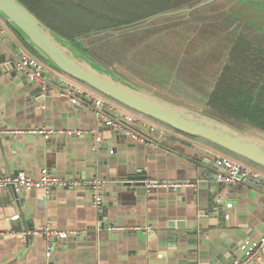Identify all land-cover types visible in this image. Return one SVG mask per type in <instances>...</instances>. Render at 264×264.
Listing matches in <instances>:
<instances>
[{"label": "crops", "instance_id": "crops-1", "mask_svg": "<svg viewBox=\"0 0 264 264\" xmlns=\"http://www.w3.org/2000/svg\"><path fill=\"white\" fill-rule=\"evenodd\" d=\"M0 37L19 58L27 53L41 62L46 79V84L33 82L19 63L0 72V130L95 126L92 103L73 105L63 96L66 75L1 16ZM39 86L45 95L35 93ZM102 134L94 152L90 134L45 139L0 132V176L24 173L39 179L47 169L63 179L108 180L101 214L87 187H57L50 193L33 188L25 191L21 207L9 200V188H0V264H231L243 254L244 241L264 233V192L252 180L234 186L218 180L224 170L216 160L223 150L170 131L156 146L110 127ZM139 178L194 185L134 190L144 181ZM46 229L68 236L49 242Z\"/></svg>", "mask_w": 264, "mask_h": 264}, {"label": "rangeland", "instance_id": "rangeland-1", "mask_svg": "<svg viewBox=\"0 0 264 264\" xmlns=\"http://www.w3.org/2000/svg\"><path fill=\"white\" fill-rule=\"evenodd\" d=\"M174 1L170 10L130 23L120 22L126 19L124 15L140 16L142 12L123 3H108L107 6L118 7V12L107 13L109 21L116 25L78 36L64 34L41 20L105 70L171 102L258 135L259 128L248 119L214 109L209 101L214 91H220L217 87L224 76L233 89L246 91L239 101L232 97L234 111L241 107L246 110V102L252 98L264 101V71L252 73L264 65V58L259 57L264 56V0ZM67 30L72 34L75 28ZM237 40L251 44L247 65L242 59L246 54L234 57ZM238 61L242 62V71ZM45 67L50 69L47 64ZM213 94L219 97L223 91ZM167 130L181 133L168 127Z\"/></svg>", "mask_w": 264, "mask_h": 264}, {"label": "water", "instance_id": "water-1", "mask_svg": "<svg viewBox=\"0 0 264 264\" xmlns=\"http://www.w3.org/2000/svg\"><path fill=\"white\" fill-rule=\"evenodd\" d=\"M0 16L16 28L27 43L66 76L90 87L123 107L183 134L208 142L244 161L264 169V131L252 134L238 130L212 115L186 108L160 97L134 82L115 75L75 49L69 40L53 32L20 0H0ZM3 49V51H1ZM18 50L0 37V72L16 69ZM36 94L47 90L39 86ZM75 105L74 103H72ZM134 185L143 190L145 180ZM131 185V184H130ZM9 187V200L21 207L28 190Z\"/></svg>", "mask_w": 264, "mask_h": 264}, {"label": "built area", "instance_id": "built-area-1", "mask_svg": "<svg viewBox=\"0 0 264 264\" xmlns=\"http://www.w3.org/2000/svg\"><path fill=\"white\" fill-rule=\"evenodd\" d=\"M20 59V68L26 71L33 82L46 84V79L44 77L45 69L41 62L27 53H22ZM62 85L63 86L60 88L61 94L70 98L73 103H92L96 116V124L93 128L57 129L42 126L30 129V131L2 129L0 132L12 135L29 132L35 135H41L45 139L59 136L81 137L90 134L92 136L91 148L94 152L99 150L103 142V127H110L115 131L123 132L126 136L135 140L144 143H152L155 146L160 144L167 136V126L123 107L68 76H66ZM216 163L224 170L218 177L221 183L234 186L252 180L258 182L264 192V169L234 158L228 154L218 157ZM145 183V188L148 191L152 188L164 187L178 189L184 185H194V183L189 181L184 183L169 180H147ZM107 184L108 180L100 176L83 180L72 178L63 179L53 176L47 169H43L39 179L28 177L24 173L18 174L17 176H0V188L13 187L19 191L40 188L45 190L46 193H50L52 189L57 187L67 189L87 187L92 191V207L100 214L104 209V191ZM18 217L19 215L14 216V218ZM114 229L117 228L114 227ZM44 234L49 242H51L54 237L66 238L68 236L66 232H55L49 229H46ZM240 248L243 254L236 257L231 264H252L257 261H264V233L259 239H248L244 241Z\"/></svg>", "mask_w": 264, "mask_h": 264}, {"label": "trees", "instance_id": "trees-1", "mask_svg": "<svg viewBox=\"0 0 264 264\" xmlns=\"http://www.w3.org/2000/svg\"><path fill=\"white\" fill-rule=\"evenodd\" d=\"M22 1L27 7H29L40 19L45 21L50 26L56 28L62 33H68L69 36H78L84 35L89 32H97L106 29L107 27H111L116 25L115 22H111L109 20L110 17L107 13L109 11L118 12L116 10L118 7L116 5L107 6L108 3L116 4V3H123L125 5L130 6L139 15L136 16H126L124 15L123 21L120 23H130L135 22L137 20H141L143 18H147L148 16L156 13H160L166 10H170L174 7L175 1L174 0H20ZM61 2V4H57ZM56 3V4H55ZM133 5L139 6L135 8ZM107 14V15H106ZM108 16V18H107ZM59 27V28H58ZM64 28L74 27L75 30L72 34ZM250 46L246 40L243 41H236L234 43L233 54L234 57L241 56L242 54H246L245 58H242L244 63L247 65L248 58L250 57ZM255 48L253 47V50ZM249 52V53H248ZM260 58H264L263 55H259ZM239 58V57H238ZM237 59V58H234ZM239 63V61H238ZM242 62L239 63L241 71L244 69ZM247 69L249 67H246ZM259 68V69H258ZM258 69V70H256ZM264 71V65L261 67H256L252 70V73L258 74L260 71ZM258 71V72H256ZM242 73V72H241ZM221 83L218 85L217 90L219 92L214 91L213 93H220L223 91V95L217 97L212 93L210 96L211 101H209V105L212 106L214 109H220L222 112L236 117H243L244 119H248L251 124L256 125V127L261 128L264 130V101H254L253 98L248 104V108L245 110L244 107L241 109H235L234 111L233 103L231 102L232 97L239 101L243 96L244 92L235 90L231 87V83L226 84L227 77H221ZM247 88V86H245ZM216 97V98H215ZM231 102V103H230ZM263 102V103H262ZM208 143V142H207ZM210 144V143H209ZM212 145V144H211ZM220 149V148H219ZM222 150V149H221ZM224 151V150H223ZM226 154L243 160L235 155H232L226 151ZM244 161V160H243Z\"/></svg>", "mask_w": 264, "mask_h": 264}]
</instances>
